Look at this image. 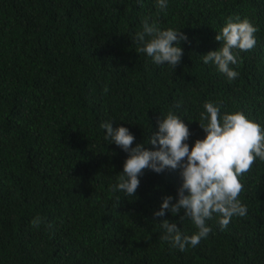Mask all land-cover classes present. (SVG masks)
I'll use <instances>...</instances> for the list:
<instances>
[{
  "label": "trees",
  "instance_id": "16d2710c",
  "mask_svg": "<svg viewBox=\"0 0 264 264\" xmlns=\"http://www.w3.org/2000/svg\"><path fill=\"white\" fill-rule=\"evenodd\" d=\"M167 2L161 11L157 0H0V264H264L259 159L240 177L247 214L224 230L213 217L209 236L183 252L160 239L159 223L190 236L191 221L153 215L162 197L175 202L179 168L143 170L133 197L110 191L128 154L104 139L103 122L150 151L169 111L187 125L189 148L203 139L205 102L264 128V0ZM230 16L258 28L232 82L202 60ZM145 18L187 37L175 68L138 51Z\"/></svg>",
  "mask_w": 264,
  "mask_h": 264
},
{
  "label": "clouds",
  "instance_id": "9594fccd",
  "mask_svg": "<svg viewBox=\"0 0 264 264\" xmlns=\"http://www.w3.org/2000/svg\"><path fill=\"white\" fill-rule=\"evenodd\" d=\"M167 7V0H157L159 10ZM257 31L247 18L228 17L215 36L220 48L202 55L203 63L212 62L229 82L234 81L239 72L232 66L238 67L242 63L239 52L251 51L256 46ZM186 40L179 30H161L147 18L142 22V30L134 36L139 52L145 53L156 65L166 64L171 69L180 64L183 50L178 45ZM103 91L107 93L108 88ZM222 104V101L203 104L199 127L205 135L191 148L186 142L191 135L187 125L172 111L157 121L158 130L148 141L153 147L158 145L155 151L146 150L142 143L131 147L135 137L125 127L114 129L113 123L107 121L100 125L108 144H115L128 154L110 191L133 197L143 170L157 174L165 169L181 170L182 184L177 189L175 202L172 196L162 197L160 210L153 214L163 217L168 212L172 216L179 215L180 220L187 218L194 225L196 231L189 236L183 234L176 223L168 220L159 223L164 233L160 239L181 252L189 246H197L209 236L212 228L207 221L213 217H217L220 230H224L233 216L247 214V207L239 198L243 191L240 177L251 170L257 159L264 162V128L239 111L222 115ZM40 223L39 216L30 222L34 227H39Z\"/></svg>",
  "mask_w": 264,
  "mask_h": 264
}]
</instances>
